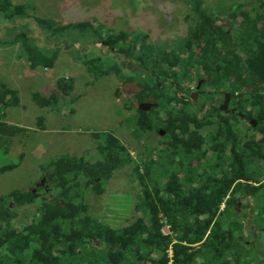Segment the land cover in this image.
Masks as SVG:
<instances>
[{
	"label": "trees",
	"instance_id": "16d2710c",
	"mask_svg": "<svg viewBox=\"0 0 264 264\" xmlns=\"http://www.w3.org/2000/svg\"><path fill=\"white\" fill-rule=\"evenodd\" d=\"M181 3L183 37L171 45H154L144 34L113 32L96 20L60 23L37 16L28 5L0 0V14L12 31L8 42L25 56L31 70L52 68L59 50L75 52V60L94 79L113 71L122 84L133 82L142 88L137 102L152 99L155 106L147 112L136 110V126L143 133H163L159 160L143 164L142 172L134 165L143 187L138 203L143 216L126 226L112 228L98 222L84 200L86 191L102 195L114 173L133 163L127 147L110 133L94 134L99 157L94 163L69 155L50 162L53 189L37 186L50 193L46 190L29 224L16 228L13 220L16 208L35 201L33 192L0 196V264H264V252L250 250L242 230L222 211L226 205L230 213L229 206L235 204L225 201L228 195H264V5L253 12L238 6L219 24L202 0ZM106 56L120 59L122 66L113 61L105 67ZM200 81L194 102L189 86L197 87ZM56 90L69 96L73 80L59 78ZM226 93L237 113L258 127L256 139L245 147L234 146L236 157L217 177L224 155L217 138L229 142L233 130L228 118L226 127L211 126L203 137L200 118H215L217 103ZM32 99L44 108L59 101L55 93L48 97L33 93ZM19 104L18 91L0 83L4 154L16 137L29 131L5 121L6 109ZM237 113L234 119L240 120ZM38 120L39 129L45 130L44 119ZM17 166H2L0 172ZM164 174L167 179L160 184ZM255 221L261 225L264 218L259 215Z\"/></svg>",
	"mask_w": 264,
	"mask_h": 264
},
{
	"label": "rangeland",
	"instance_id": "374dc122",
	"mask_svg": "<svg viewBox=\"0 0 264 264\" xmlns=\"http://www.w3.org/2000/svg\"><path fill=\"white\" fill-rule=\"evenodd\" d=\"M11 1L28 5L35 9L37 16L52 18L60 23L96 20L113 32L144 34L148 36V43L154 45H171L186 32L182 25L185 16L182 0ZM202 2L204 8L215 16L217 23L222 24L226 22L229 12L237 11V4L248 2L256 5L264 3V0ZM8 26L10 22L0 14V83L18 91L20 104L6 109L5 121L29 131L13 140L9 153L0 151V167L18 164L11 171L0 172V196L11 191H31L35 195L33 203L16 208L14 226L20 228L29 224L46 190L53 189L48 179L53 170L50 162L62 155L96 162L99 159L96 150L98 140L94 134L102 133L116 136L127 147L133 163L114 173L102 195L85 192L84 200L90 205V215L112 228L126 226L142 217L143 211L138 203L143 197V187L134 165H138L142 172L143 164L151 159L159 160L162 131L143 133L139 130L136 126L138 109L130 107L131 98L122 92L120 79L113 71L94 79L82 63L75 60V52L59 50L52 68L31 70L25 56L8 42V36L12 34ZM113 61L122 66L120 59L106 56L105 67H109ZM137 74L139 77L141 73ZM59 78L73 80L74 90L69 96L57 92L56 81ZM195 87V84H190L191 92ZM33 93L43 97L55 93L59 101L53 108L40 107L33 101ZM40 117L44 119L47 132L39 129ZM20 154L22 160L19 159ZM152 175L156 177L157 171ZM160 179L159 183L162 184L167 175ZM42 182L47 189H37ZM48 190L47 193H50Z\"/></svg>",
	"mask_w": 264,
	"mask_h": 264
},
{
	"label": "flooded vegetation",
	"instance_id": "af4514ba",
	"mask_svg": "<svg viewBox=\"0 0 264 264\" xmlns=\"http://www.w3.org/2000/svg\"><path fill=\"white\" fill-rule=\"evenodd\" d=\"M242 5L245 6L246 10L253 12L259 10L261 6L264 5V3L259 2L256 5L251 3H239L237 4V7ZM198 93L199 88L195 87L194 92H190V95L196 96L197 98L199 95ZM196 101L197 99L194 102ZM141 103H144L146 106L145 108H147L145 112L149 111L152 106H155V103L152 99L145 100ZM217 107L219 113H217L215 118H200L202 121V130H200L199 133L201 136L206 137L211 126L219 128L221 126L226 127L224 119L229 118L230 123L228 127L233 130L230 132L231 139L229 142H227L228 140L224 141L223 138H217V140L220 142L222 150V147H224V155L219 158V163L217 165L218 172L216 173L217 177H221L225 171L229 169V162L236 157L234 154V146L239 143L242 147H245L250 139H256L254 135V129L258 127V124L254 120H246L245 117L241 115V113H237V109L231 103L230 95L228 93H226L222 100L217 103ZM236 113L240 116V120L234 119L237 118L234 116ZM208 122L212 123V125L206 124ZM206 158L209 159L210 154H208ZM240 181L245 182V180ZM237 182L238 180L234 181V184ZM41 185H43V182ZM229 199L235 201V204L229 206L231 209L230 213L225 211L226 205H223L222 211L225 213V217H230L237 227L242 230V235L245 238L243 242L248 246L250 245V250L253 251V249H258L264 252V221L261 225L255 221V218H258L259 215L264 218V195H252L251 193L247 192L245 194H236L233 196V198L231 195H228L225 201H229ZM249 234H251V236H249Z\"/></svg>",
	"mask_w": 264,
	"mask_h": 264
},
{
	"label": "water",
	"instance_id": "95a60500",
	"mask_svg": "<svg viewBox=\"0 0 264 264\" xmlns=\"http://www.w3.org/2000/svg\"><path fill=\"white\" fill-rule=\"evenodd\" d=\"M200 86V82L197 85V88H199ZM121 90L124 94L129 95L131 97L132 100V104L133 107L140 110V111H146L147 108H145V104L144 103H138L136 100L135 95L140 93L142 91V88H140L139 86H137L135 83L133 82H126L123 83L121 86ZM190 99H192L193 101L196 100V96H191L190 95Z\"/></svg>",
	"mask_w": 264,
	"mask_h": 264
},
{
	"label": "crops",
	"instance_id": "0c3cea01",
	"mask_svg": "<svg viewBox=\"0 0 264 264\" xmlns=\"http://www.w3.org/2000/svg\"><path fill=\"white\" fill-rule=\"evenodd\" d=\"M45 126V125H44ZM42 132H47V129L43 130Z\"/></svg>",
	"mask_w": 264,
	"mask_h": 264
}]
</instances>
